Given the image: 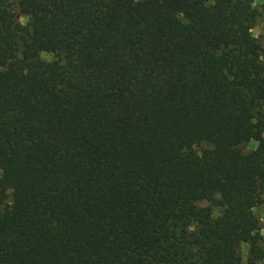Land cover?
Returning a JSON list of instances; mask_svg holds the SVG:
<instances>
[{
	"label": "trees",
	"instance_id": "obj_1",
	"mask_svg": "<svg viewBox=\"0 0 264 264\" xmlns=\"http://www.w3.org/2000/svg\"><path fill=\"white\" fill-rule=\"evenodd\" d=\"M253 2L0 0V264L263 258Z\"/></svg>",
	"mask_w": 264,
	"mask_h": 264
},
{
	"label": "rangeland",
	"instance_id": "obj_2",
	"mask_svg": "<svg viewBox=\"0 0 264 264\" xmlns=\"http://www.w3.org/2000/svg\"><path fill=\"white\" fill-rule=\"evenodd\" d=\"M253 9L256 13V21L251 30V33L261 45V58L264 63V0H254ZM27 21H28L27 18L24 16H21L19 19V22L22 25H25ZM40 56L43 60L46 61H50L55 58L52 54L49 53H41ZM256 147H257V143L255 141H250L242 145L241 149L243 152L248 153L253 151ZM0 177H1V172H0ZM198 205L202 207H206L209 205V203L201 202ZM2 208L3 206L0 207V209ZM212 212L213 215L216 216L219 215L222 212V210L220 208L213 207ZM253 214L258 222V233L260 236L259 248L261 249V253H263V258L261 260L256 261L255 264H264V193L262 195V203L253 209ZM239 253L242 258V264H247L248 259L251 257L250 246L248 244H241L239 248Z\"/></svg>",
	"mask_w": 264,
	"mask_h": 264
}]
</instances>
